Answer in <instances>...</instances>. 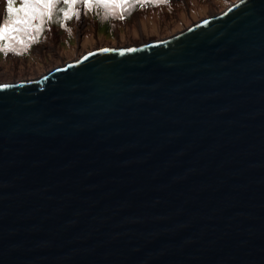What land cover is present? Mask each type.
Listing matches in <instances>:
<instances>
[{"label": "water", "instance_id": "water-1", "mask_svg": "<svg viewBox=\"0 0 264 264\" xmlns=\"http://www.w3.org/2000/svg\"><path fill=\"white\" fill-rule=\"evenodd\" d=\"M0 264H264V0L0 85Z\"/></svg>", "mask_w": 264, "mask_h": 264}, {"label": "rangeland", "instance_id": "rangeland-1", "mask_svg": "<svg viewBox=\"0 0 264 264\" xmlns=\"http://www.w3.org/2000/svg\"><path fill=\"white\" fill-rule=\"evenodd\" d=\"M238 0H167L154 6L140 7L127 17L110 16L111 25L86 12L83 22L70 24L59 33L50 31L43 46L22 51L19 57L7 51L8 40L0 41V85L34 81L54 69L80 59L85 54L101 48L136 47L142 41L149 44L161 41L198 23L221 13L229 4ZM7 0H0V22L5 17ZM86 24V25H85ZM20 41V39H18ZM18 49L20 42L15 41Z\"/></svg>", "mask_w": 264, "mask_h": 264}, {"label": "snow or ice", "instance_id": "snow-or-ice-1", "mask_svg": "<svg viewBox=\"0 0 264 264\" xmlns=\"http://www.w3.org/2000/svg\"><path fill=\"white\" fill-rule=\"evenodd\" d=\"M56 2L57 0H19L20 7H14L16 0H7L5 9L7 19L0 24V41L8 40L19 43L21 41L18 40V36L21 33L39 32L40 27L34 22L49 16ZM133 2L141 5H155L166 3L167 0H61V3L66 6V11L63 13L65 20L72 16L79 17V13L75 11L78 4H81L85 9L95 6L113 11L115 9L123 11L126 5ZM120 18L123 16L121 15ZM103 51L108 50L104 49ZM129 51H135V49Z\"/></svg>", "mask_w": 264, "mask_h": 264}, {"label": "trees", "instance_id": "trees-1", "mask_svg": "<svg viewBox=\"0 0 264 264\" xmlns=\"http://www.w3.org/2000/svg\"><path fill=\"white\" fill-rule=\"evenodd\" d=\"M147 5L154 6L153 4L141 5V4L133 2V3H129L128 5H126L123 11H121L120 9H115L113 11V10L99 8L95 6L85 9L83 8L81 4H78L76 6L75 11L79 13V17L77 18V16H72L70 19L65 20L63 17V13L64 11H66V6H64L61 3V0H57L49 16L44 17L40 21L34 22V24L39 25L40 27L39 32H29L27 34L21 33L18 36V39H20L21 41L20 49H18V46L15 41H8L9 47L6 50L11 51L13 54L18 55V56L22 55V51H25L27 54L28 51L32 49L33 47L42 45L44 43V38L49 35L50 31H55V33H59L62 29H65V27L70 24L73 25L74 23L81 22V21H82V24H84L82 19L86 12H91L93 17L97 19L98 27L100 25V22L103 21V19H107L108 20L107 26L111 25L110 32H112L114 31L115 28H118V26L112 25V19L114 16L122 15L123 17H127L130 14H132L134 11H139L140 7H145ZM14 7H20L19 0H16ZM110 16H113V17L110 18ZM6 19H7V13H5V17H3L0 24H2ZM112 27H114V29Z\"/></svg>", "mask_w": 264, "mask_h": 264}, {"label": "bare ground", "instance_id": "bare-ground-1", "mask_svg": "<svg viewBox=\"0 0 264 264\" xmlns=\"http://www.w3.org/2000/svg\"><path fill=\"white\" fill-rule=\"evenodd\" d=\"M232 4V3H231ZM216 15V14H215ZM215 15H213V16H215ZM209 18V17H208ZM161 41H163V40H161ZM153 42H158V41H152L151 43H153ZM144 44H147V43H145V42H143L142 41V43H141V45H144ZM118 49H120V48H118ZM73 62V61H72ZM71 63V62H70ZM14 84H16V83H14ZM11 85V84H10Z\"/></svg>", "mask_w": 264, "mask_h": 264}]
</instances>
